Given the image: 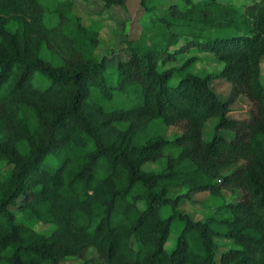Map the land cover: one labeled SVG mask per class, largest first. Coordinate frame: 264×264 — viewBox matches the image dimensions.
Instances as JSON below:
<instances>
[{
    "label": "trees",
    "instance_id": "16d2710c",
    "mask_svg": "<svg viewBox=\"0 0 264 264\" xmlns=\"http://www.w3.org/2000/svg\"><path fill=\"white\" fill-rule=\"evenodd\" d=\"M140 3L158 31L109 66L93 55L98 19L84 24L64 0H0V161L11 165L0 173V264H264V0ZM200 51L222 62L218 73L193 71ZM216 77L230 84L225 100ZM239 94L256 105L249 120L228 116ZM172 125L180 133L167 138ZM237 185L246 198L203 219L178 207ZM31 217L54 228L36 231ZM216 237L238 245L219 262Z\"/></svg>",
    "mask_w": 264,
    "mask_h": 264
},
{
    "label": "rangeland",
    "instance_id": "374dc122",
    "mask_svg": "<svg viewBox=\"0 0 264 264\" xmlns=\"http://www.w3.org/2000/svg\"><path fill=\"white\" fill-rule=\"evenodd\" d=\"M70 3L71 13L75 16L80 15L84 24H89L93 19H98L102 26L99 33V42L93 51L96 58L103 59L109 66L117 64L118 61L126 60L131 55L130 46L135 42H143L144 40L152 39L156 35L158 21L153 20L152 15L144 10L140 0H124L123 3H113L111 6H105L102 0H64ZM227 3H232L240 7L238 2L242 0H223ZM160 0H158V3ZM168 6V3L162 1L154 11L157 16L162 14ZM52 58L56 61L57 56L54 54H47L46 57ZM199 59L194 65L193 71L197 74L204 75L206 73H218L222 67V62L216 60L213 53L210 51H200L198 53ZM261 80L264 82V58H261ZM176 82V79L173 81ZM211 86L218 96L225 100L230 94V84L221 77L212 79ZM256 112V105L248 97L239 94L230 105L228 116L233 118H240L249 120ZM215 118H210L206 121L203 127V137L208 139L213 131V124ZM180 133V128L176 126H168L165 131L167 138H172ZM223 133L227 137L233 135V131L224 130ZM239 162L235 166L228 167L223 171V174L229 173L233 168L239 166ZM147 170H159L161 165L159 163L147 162L143 165ZM11 165L6 161H0V173H7ZM184 189L182 187L173 188L170 195L174 196L181 193ZM222 196L217 200L212 194L207 191H198L191 194V199H182L179 202V209L188 213L194 219H203L206 215L214 210L217 204L221 201L238 202L243 201L247 196V190L243 186L222 188ZM140 207H144L143 202H139ZM15 208V207H14ZM30 227L36 231L49 233L54 225L51 222L41 221L36 217H31L26 222ZM173 227L165 242V249L170 251L175 246L176 236L179 232V226ZM215 242L217 246L214 248L216 260L219 262L222 254L238 245L233 240L225 237H216ZM131 245L136 248L138 242L136 238L131 240ZM59 264H82V258L70 257L62 259Z\"/></svg>",
    "mask_w": 264,
    "mask_h": 264
}]
</instances>
